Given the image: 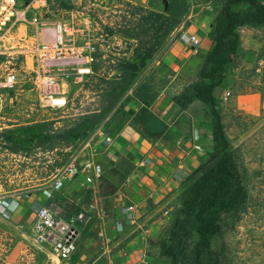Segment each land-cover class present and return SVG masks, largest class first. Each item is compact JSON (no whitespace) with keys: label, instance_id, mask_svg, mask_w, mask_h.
<instances>
[{"label":"crops","instance_id":"1","mask_svg":"<svg viewBox=\"0 0 264 264\" xmlns=\"http://www.w3.org/2000/svg\"><path fill=\"white\" fill-rule=\"evenodd\" d=\"M123 1L158 13L166 9L165 0ZM191 1L193 16L184 29L172 39L168 37L165 49L147 63L108 121L100 123L73 149L30 146L10 151L1 138L4 131L46 120L37 112L30 118L18 116L6 103L0 110V184L8 203L3 210L7 217L0 213L5 264H141L143 255L150 264H169L159 249L170 221L163 211H168L171 219L179 207L184 181L204 163L214 146L209 108L199 101L181 108L175 101L198 80L216 15L215 0ZM21 26L27 35L34 31L33 26L24 24L16 29ZM237 32L238 58L213 93L231 104L233 100L239 104L249 101L245 108L237 106L253 116L264 107V100L255 92L239 94L236 81L243 68L256 72L258 61L264 63V26H242ZM179 34L194 35L199 44L192 46ZM145 78L154 79L157 95L143 121L136 123L133 117L140 103L131 93ZM22 96L26 104V90ZM87 139L90 142L85 145ZM196 144L200 149L194 148ZM78 151L75 177L65 180L60 189H51L67 158ZM86 161L101 169L91 182L85 180L91 173L83 169ZM39 207L49 208L57 220L73 229L76 251L66 261L53 259L50 245L35 241L33 221ZM54 232L61 234L59 229Z\"/></svg>","mask_w":264,"mask_h":264},{"label":"trees","instance_id":"2","mask_svg":"<svg viewBox=\"0 0 264 264\" xmlns=\"http://www.w3.org/2000/svg\"><path fill=\"white\" fill-rule=\"evenodd\" d=\"M165 2L164 13L125 3L131 9L127 11L131 20L125 21L126 18L122 17L124 27L121 36L134 40V45L130 57L110 60L105 74L98 75L96 62L92 64V73L102 98L99 112L80 115L62 129H55L53 121H43L4 131L1 138L6 148L12 152L30 146L46 150L56 147L73 149L84 139L83 133L94 130L116 104L118 110L139 74L186 11L187 0ZM215 2L216 15L208 33L210 46L198 71V80L175 97L181 108L194 101L209 108L214 146L204 163L184 181L179 207L172 213L159 241L160 254L169 264H228L226 246L221 243L215 247L214 241L233 229L247 208L242 161L230 147L222 121L221 101L213 92L221 85L228 67L238 58V28L264 26V0ZM141 12L145 15H140ZM110 71L114 73L109 77ZM150 81L145 78L132 90L131 95L140 103L133 117L136 123L143 121L157 95V90L149 85Z\"/></svg>","mask_w":264,"mask_h":264},{"label":"rangeland","instance_id":"3","mask_svg":"<svg viewBox=\"0 0 264 264\" xmlns=\"http://www.w3.org/2000/svg\"><path fill=\"white\" fill-rule=\"evenodd\" d=\"M28 1L19 0V3L25 4ZM125 3L123 0H48L47 10L41 15V20L47 24L55 21L63 22L75 32L78 46L84 45L82 32L87 31L86 22L89 23V34L95 37L107 35V41L98 46L96 53L97 74L102 75L106 73L110 60L114 57H130L134 45V40L121 36L124 27L122 17L126 18L125 21L131 20V16L127 13L131 9ZM140 15L145 14L141 12ZM128 27L125 26V29H129ZM173 32L168 37L171 38ZM15 33L19 37L27 36L23 26L16 29ZM170 38H167L163 44ZM14 52L16 62L23 59V56L17 55L18 49H14ZM27 64L30 65L29 57ZM263 69L258 73L252 69L240 70L236 81V90L239 94L255 92L260 100H264ZM111 75L110 71L109 77ZM149 85L155 87L154 79H151ZM99 89L92 73L82 84L72 85L66 109L49 111L37 108L34 92L30 90L24 73L16 89L12 92L5 91L3 97L6 98L7 108L16 115L30 118L31 113L37 112L41 120L53 121L55 129H62L80 115L100 111L102 98ZM24 90L28 93L26 104L22 102ZM10 98L12 100L9 102ZM218 99L221 101L222 121L230 147L237 152L242 161L247 187V208L233 229L223 237L215 239L214 246L218 247L221 243L226 246L228 264H264V107L260 108L257 115L251 116L243 109H238L240 105L244 108L249 106V101L239 104L233 100L231 104L229 101ZM247 99L244 98V101ZM117 107L118 104L108 111L101 123L108 121ZM89 133H83L85 137L81 142ZM0 229L2 230L1 224ZM4 250L5 248L0 247V264H5ZM46 264H50V261Z\"/></svg>","mask_w":264,"mask_h":264},{"label":"built area","instance_id":"4","mask_svg":"<svg viewBox=\"0 0 264 264\" xmlns=\"http://www.w3.org/2000/svg\"><path fill=\"white\" fill-rule=\"evenodd\" d=\"M48 0H29L25 4L19 0H0V110L5 107L3 93L14 91L25 73L30 90L34 92L37 108L49 111H63L68 106V98L72 85L82 84L92 74V64L96 62L98 46L107 41V35L94 36L88 33L89 23L86 22V30L82 32L84 45L78 46L75 41V32L66 27L61 21L44 23L41 15L47 10ZM192 1L187 0L184 15L174 28L171 39L181 32L193 16ZM31 25L34 31L24 37H19L15 32L17 25ZM44 34V35H42ZM192 46L199 44L194 35L185 36L179 34ZM165 44L158 49L160 54L167 46ZM14 49L23 56L16 62ZM155 54V55H156ZM27 57L30 65L27 64ZM18 57H16L17 60ZM264 63L258 61L255 71L260 72ZM226 100V97H222ZM12 99L10 98V101ZM196 138V137H195ZM109 138L106 141L109 142ZM90 139L84 142L88 144ZM200 149L199 145H194ZM80 152L72 154L60 169L51 189L58 190L65 180H72L76 175ZM83 169H90L86 182H91L92 177H98L101 169L86 161ZM7 201L3 195V187L0 184V213L5 218L4 208ZM132 207H129L131 210ZM163 215L170 220V213L163 211ZM170 222V221H169ZM59 229L61 234L55 235ZM34 239L39 244H49L50 254L53 259L66 261L76 251L74 231L65 223L59 221L53 212L47 207H39L33 221ZM141 264H150L146 255L141 258Z\"/></svg>","mask_w":264,"mask_h":264}]
</instances>
